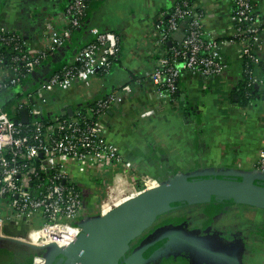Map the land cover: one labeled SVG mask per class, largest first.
<instances>
[{"label":"crops","instance_id":"obj_1","mask_svg":"<svg viewBox=\"0 0 264 264\" xmlns=\"http://www.w3.org/2000/svg\"><path fill=\"white\" fill-rule=\"evenodd\" d=\"M69 2L0 0V25L19 34L31 54L42 51L46 54L27 78L23 77L11 90L1 94V108L6 109L11 100L6 110L15 114L14 119L22 121V110L12 111L18 98L26 97L61 66L74 64L81 47L92 40L94 29L111 30L122 37L121 53L111 68L49 93L50 102L42 105L46 117L64 118L80 107L115 94L116 99L102 120L108 139L118 145L131 163L129 177L125 180L131 182L127 190L130 197L141 185L138 180L144 175L165 181L179 174L251 173L254 170L264 145V95L259 92L246 106L234 103L233 93L244 80L237 45L228 41L224 44L223 53L230 67L218 81L212 77L202 79L187 75L180 82L178 96L163 99L154 91L149 75L156 60L157 25L160 18L170 12L173 0H93L83 26L74 30L63 45L52 49L53 37L67 28L65 9ZM253 2L258 13L264 15V0ZM194 4L204 11L207 31L218 37L231 33L233 0H194ZM177 36L181 35H175L173 40H178ZM11 74L1 72L0 76ZM221 80L232 93L225 94L218 88ZM72 174L83 186L88 182L78 170L74 169ZM104 174L90 176L89 181L98 189L92 186L93 194H86L88 201L99 192L100 183L107 176ZM108 175L111 178L109 172ZM209 202L220 208L217 215L223 224L221 228L235 231L234 237H214L210 229L197 230L196 227H193L196 231L189 228V235L184 234V228L166 234L181 230L187 240L221 255L200 252L193 246H179L185 255L172 252L149 264H237L236 260L239 264H264V207L227 200ZM193 206L202 207L187 203L179 209L188 207L191 211ZM1 207L9 213L5 202ZM234 220L235 225L229 223ZM40 224L37 216L29 221L14 218L6 222L4 231L13 236H26ZM198 232H203L204 236L196 237ZM44 247L47 246L0 237V264H46L53 253L49 256L33 253L34 248Z\"/></svg>","mask_w":264,"mask_h":264},{"label":"built area","instance_id":"obj_2","mask_svg":"<svg viewBox=\"0 0 264 264\" xmlns=\"http://www.w3.org/2000/svg\"><path fill=\"white\" fill-rule=\"evenodd\" d=\"M88 8L89 0H70L65 9L67 28L53 37L52 49L63 45L74 30L83 26ZM203 15L194 0H173L168 20H164L165 14L160 18L154 48L156 60L149 75L156 94L174 99L187 75L218 81L230 67L223 53L228 41L238 47L247 84L264 95V15L258 13L253 0H233L232 31L226 37L207 31ZM175 35H181L182 39L173 40ZM20 38L0 25V41L9 44ZM171 40L172 45L168 46ZM15 50L12 65H4L0 60V73L12 72L11 76H0V99L2 91L11 90L22 79L19 63L33 72L46 57L43 51L31 54L19 45ZM121 50L119 33L94 29L92 40L81 47L74 64L61 66L26 97L18 98L12 111L28 109L29 122L16 123L11 113L0 107V237L63 248L82 233L83 221L88 217L103 215L161 184L160 179L144 175L133 196L120 188L129 177L131 163L118 145L108 139L102 120L116 99L115 94L95 101L96 109L87 114L77 110L64 118L44 115L42 105L50 102L49 93L66 88L75 80H88L100 71H108ZM220 82L225 94L233 92ZM97 166L107 169L112 181L105 187L106 197L93 207L85 199L87 189L72 171L78 170L87 181L93 173L97 174ZM254 170L264 175V145ZM121 194L126 197L117 203ZM3 202L9 213L2 209ZM34 216L41 224L26 236L4 231L7 221L14 218L29 221Z\"/></svg>","mask_w":264,"mask_h":264},{"label":"water","instance_id":"obj_3","mask_svg":"<svg viewBox=\"0 0 264 264\" xmlns=\"http://www.w3.org/2000/svg\"><path fill=\"white\" fill-rule=\"evenodd\" d=\"M176 39L181 40V36ZM171 45V41H168ZM235 104L239 101L238 89L233 93ZM22 121L29 122V110L21 111ZM18 123L19 119L13 118ZM161 180L157 187L123 201L103 215L91 216L83 221L82 233L68 246L59 248L49 257L46 264H149L157 258L169 256L172 246L180 253L183 243L193 245L211 254L197 243L184 239L179 231L169 233L146 243L133 252L132 243L148 229L160 214L182 204L203 203L212 200L236 201L264 207V175L253 170L251 173L212 172L195 175H176ZM168 239L165 248L146 256L149 249L159 241ZM48 246V245H47ZM236 260V259H235ZM236 263L239 264L238 260Z\"/></svg>","mask_w":264,"mask_h":264},{"label":"rangeland","instance_id":"obj_4","mask_svg":"<svg viewBox=\"0 0 264 264\" xmlns=\"http://www.w3.org/2000/svg\"><path fill=\"white\" fill-rule=\"evenodd\" d=\"M220 84L221 83H218L219 85L218 88L222 87ZM97 169H98L97 174L99 177H101V175L104 173H105L104 175H107V176L100 183L101 187L99 189V192L94 197H92L91 201H88V204L93 207L98 206L100 202L106 197L107 193H106L105 187L108 183L112 181V178H109L107 169L103 168V166H97ZM89 173L92 174V172H89ZM91 182L92 181L88 180V182H86L84 185L85 188L88 187V189L86 190V194H89V195L93 194V191L98 189L95 186L96 184L93 185V183ZM80 183L82 184V182ZM130 183H131L130 181H127V183L125 182L124 184H122L120 188H125L126 190H128L130 189V186H131ZM141 183H142L141 180H138V185ZM92 186H94V190ZM124 196H125L124 194L119 195V197L123 199L126 197ZM85 199L87 200L86 195H85ZM119 199H117V203L122 200V199L120 200ZM210 203L211 202L194 203V204H199L202 207L200 209L196 206H193L191 207L193 209L191 211L188 207L179 209L183 205L182 204L180 206L179 204V205H176V207H174L173 209L167 212H164L163 214H160L155 220V222L148 229H146L140 236H138L137 239L139 240V243L141 245L146 244L149 242V240L158 239L159 237L165 235L166 233L179 229V228H184V234L189 235L190 234L189 228L194 229L193 227H196L197 230L199 229L205 230L206 228H208L215 233L213 234L214 237H218L222 239H226L231 236L234 237V235L236 234L235 231L227 232L225 229L221 228L223 224H221V222L218 220L219 215H217L219 214L218 212H220L221 210L220 208H218L217 205H212ZM204 204H209V207H203ZM235 207L236 206H234L233 208ZM229 223L232 225L233 224L235 225L236 221L234 220ZM27 229H29V225L26 226V230ZM5 230L7 231V228H5ZM194 230L196 231V229ZM228 233L230 234V236H228ZM202 234L203 232H198V234H196V237L201 238L204 236ZM207 234H212V232H208ZM206 237L210 238L209 235H206ZM56 248L57 247L54 244H51L44 248H34L33 253L49 256L50 253L54 254L56 252Z\"/></svg>","mask_w":264,"mask_h":264},{"label":"trees","instance_id":"obj_5","mask_svg":"<svg viewBox=\"0 0 264 264\" xmlns=\"http://www.w3.org/2000/svg\"><path fill=\"white\" fill-rule=\"evenodd\" d=\"M92 1L93 0H89V5ZM170 11H171V9H170ZM86 17H87V15L84 18L86 19ZM164 20L165 21L168 20V15H165ZM18 45L21 46L22 49L26 50V47L24 45V41L22 38L14 41L12 43H9V44L4 43L3 41H0V60H2L4 65L8 66V65H12L14 63V60H15L16 54H17V50H15V47ZM19 65H21V67H22V75H23L22 79L27 78V76H29L31 74V72L27 71V69L25 67H23V63H19ZM237 89H238V93H239L238 104L242 105V106H246V105L250 104L254 99H256V97L258 95V90L256 89V87L255 86H249L247 84L246 77H244V80L239 84ZM2 92L5 93L6 91H2ZM176 96H178V93L175 94V97ZM10 104H11V100L8 101L5 108L9 109ZM94 109H96V106H95V103H92V104L86 105L84 107H80L78 110L87 114V113L93 112ZM10 113H11V116L14 118L15 114H13L12 112H10ZM174 204L178 205V204H182V202L181 203L176 202ZM161 243H162V240L159 241L156 245H154L148 251L147 254L151 253L152 250L154 251L156 248H158Z\"/></svg>","mask_w":264,"mask_h":264},{"label":"flooded vegetation","instance_id":"obj_6","mask_svg":"<svg viewBox=\"0 0 264 264\" xmlns=\"http://www.w3.org/2000/svg\"><path fill=\"white\" fill-rule=\"evenodd\" d=\"M178 205H179V204H178ZM181 205H182V204H180V206H181ZM175 207H176V206H175ZM178 231H179V233H180V236L183 237V236H182L183 234L181 235V230H178ZM183 238H184V237H183ZM184 239H186V238H184ZM154 240H155V239H154ZM150 241H153V240H149V242H150ZM165 242H168V239H164V240H162V243H161V244L159 245V247H158V248L162 247L160 250H163V249L165 248V245H164ZM169 242H171V243H170V249H171L172 251H174V252H177V249H175V248L172 246V245H173L172 242H175V243H176V242H177V239H176V238H173V239H171ZM136 243H137V244H136ZM143 245H145V244H142V245H141V244L139 243V240L136 239V240L132 243L131 250H130L129 253L133 252L134 250L138 249L139 247H141V246H143ZM186 246H188L189 248H192L193 245L186 244V243L184 244V243H183V248L186 247ZM152 247H153V246H152ZM152 247H151V248H152ZM193 247H194V246H193ZM151 248H150V249H151ZM158 248H156L155 250H157ZM195 248H196V247H195ZM150 249H149V250H150ZM180 249H182V248H180ZM155 250H154V251H155ZM198 250H199L200 252H203L202 249H199V248H198ZM154 251L152 250L151 253H149V254H152ZM190 251H191V250H190ZM195 252H197V250H196ZM147 253H148V252H147ZM147 253H146V256L149 255V254H147ZM180 254H184V255H185V251L182 249L181 252H180Z\"/></svg>","mask_w":264,"mask_h":264},{"label":"bare ground","instance_id":"obj_7","mask_svg":"<svg viewBox=\"0 0 264 264\" xmlns=\"http://www.w3.org/2000/svg\"><path fill=\"white\" fill-rule=\"evenodd\" d=\"M126 183H127V182H126ZM123 184H124V183H123ZM119 198H120V197H119ZM119 198H118V199H119ZM120 199H122V198H120ZM120 199H119V200H120Z\"/></svg>","mask_w":264,"mask_h":264}]
</instances>
